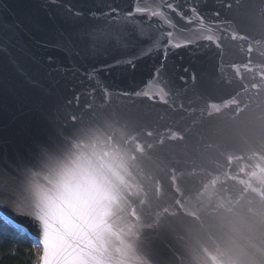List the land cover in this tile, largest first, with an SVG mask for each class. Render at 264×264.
<instances>
[{
  "label": "water",
  "instance_id": "obj_1",
  "mask_svg": "<svg viewBox=\"0 0 264 264\" xmlns=\"http://www.w3.org/2000/svg\"><path fill=\"white\" fill-rule=\"evenodd\" d=\"M163 2L177 9L164 10L182 46L162 40L161 47L148 50L147 42L137 38L139 30L155 36L169 29L134 9ZM192 7L203 16V27L191 15ZM262 7L260 0H0V155L25 152L30 137L47 130L50 120L58 125L72 114L92 116L102 139L111 135L120 141L125 132H139L148 159L129 178V191L136 194L132 201L144 198L142 186L148 210L161 215L165 207L175 210L177 198L189 210H198L208 196L214 203L239 200L244 187L239 181L251 179L259 187L251 173L264 167V150L255 135L264 114ZM77 10L79 17L72 14ZM96 25L121 29L127 43L95 53L80 41L72 51L62 46L66 37ZM209 35L212 41L205 39ZM114 111L135 116L137 123L124 129L108 122ZM217 177L213 187L210 181ZM244 196L241 204L255 194ZM0 212L23 225L35 242L31 216L12 207ZM151 239L157 264H189L190 256L174 235L160 231ZM35 245L42 257L43 246Z\"/></svg>",
  "mask_w": 264,
  "mask_h": 264
},
{
  "label": "snow or ice",
  "instance_id": "obj_2",
  "mask_svg": "<svg viewBox=\"0 0 264 264\" xmlns=\"http://www.w3.org/2000/svg\"><path fill=\"white\" fill-rule=\"evenodd\" d=\"M260 2L264 5V0ZM165 8L177 11L171 2L155 7L138 5L134 9L136 14L157 18L169 29L155 36L140 29L137 38L147 42L148 50L161 47L162 40L171 47L182 46L175 42V25ZM190 12L203 27L204 18L196 7ZM72 14L82 15L78 10ZM179 14L192 23L191 16ZM91 15L96 18L95 12ZM105 15L109 13L101 12V16ZM259 22L264 25V7ZM205 39L212 41L213 37ZM77 41L85 44L89 53H95L114 44H126L127 37L119 28L96 25L75 37H66L62 46L72 51ZM3 48L0 44V50ZM213 108L220 110L214 105ZM106 119L124 129L137 123L135 116L122 111H114ZM63 120L58 125L50 120L47 130L32 135L25 152L7 158L0 155V208L12 207L36 222L35 243L43 246L41 264H157L151 255V238L160 231L178 239L191 258L189 264H264V167L258 165L259 173H251L259 187H254L251 179L239 181L244 186L239 200L218 199L214 203L208 196L198 210H189L177 198L175 210L165 207L161 215L148 210L151 206L143 186L144 198L138 202L131 199L136 194L129 191V178L148 159L145 146L138 140L139 132H125L120 141L111 135L102 139L99 122L92 116L72 114ZM258 120L255 135L264 150V114ZM228 159L231 163L233 158ZM225 175L227 179H237ZM218 179L210 181L213 187ZM207 190L205 185L200 196ZM176 192L183 195L178 187ZM248 192L255 196L241 204ZM155 196L160 198L158 187ZM0 222V228L10 225L31 236L23 225L2 212Z\"/></svg>",
  "mask_w": 264,
  "mask_h": 264
},
{
  "label": "trees",
  "instance_id": "obj_3",
  "mask_svg": "<svg viewBox=\"0 0 264 264\" xmlns=\"http://www.w3.org/2000/svg\"><path fill=\"white\" fill-rule=\"evenodd\" d=\"M40 258V250L30 237L10 225L0 228V264H39Z\"/></svg>",
  "mask_w": 264,
  "mask_h": 264
},
{
  "label": "rangeland",
  "instance_id": "obj_4",
  "mask_svg": "<svg viewBox=\"0 0 264 264\" xmlns=\"http://www.w3.org/2000/svg\"><path fill=\"white\" fill-rule=\"evenodd\" d=\"M38 247V246H37ZM39 248V247H38ZM39 250H40V248H39ZM40 253H41V250H40Z\"/></svg>",
  "mask_w": 264,
  "mask_h": 264
}]
</instances>
